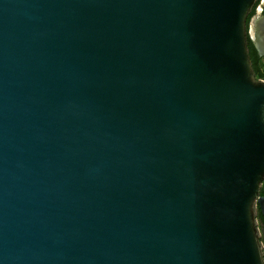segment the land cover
<instances>
[{"label":"water","instance_id":"1","mask_svg":"<svg viewBox=\"0 0 264 264\" xmlns=\"http://www.w3.org/2000/svg\"><path fill=\"white\" fill-rule=\"evenodd\" d=\"M255 2L0 0V264H264Z\"/></svg>","mask_w":264,"mask_h":264},{"label":"flooded vegetation","instance_id":"2","mask_svg":"<svg viewBox=\"0 0 264 264\" xmlns=\"http://www.w3.org/2000/svg\"><path fill=\"white\" fill-rule=\"evenodd\" d=\"M263 15H264V0H256L247 18V38H248L249 53L251 54L252 51L255 57V65L257 67V70L254 69L252 60L251 63L257 77L258 74H264V54H262L261 52L263 48L260 47V45H264V41L262 38V34L260 35L261 28L257 22V20H260ZM262 79H264V77H262ZM260 195L264 196V178L260 189ZM256 220H257V228L259 231L260 242L263 248V255H264V213L260 208L259 204H257Z\"/></svg>","mask_w":264,"mask_h":264},{"label":"trees","instance_id":"3","mask_svg":"<svg viewBox=\"0 0 264 264\" xmlns=\"http://www.w3.org/2000/svg\"><path fill=\"white\" fill-rule=\"evenodd\" d=\"M251 60H252V63H253V67H254V69H256L257 70V67H256V65H255V57H254V55H253V53H252V51H251ZM258 77H264V74H258Z\"/></svg>","mask_w":264,"mask_h":264}]
</instances>
